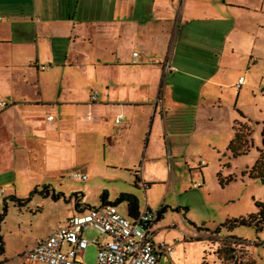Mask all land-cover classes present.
Here are the masks:
<instances>
[{
	"label": "crops",
	"instance_id": "1",
	"mask_svg": "<svg viewBox=\"0 0 264 264\" xmlns=\"http://www.w3.org/2000/svg\"><path fill=\"white\" fill-rule=\"evenodd\" d=\"M208 1L0 0V98L11 100L10 137L19 147H38L36 177L42 179L50 170L60 176L75 157L85 175L90 170L112 181L118 179L117 171L130 168L139 185H148L144 194L160 186L163 198L172 191L176 195V160L191 158L182 149L187 151L203 129L205 117L210 124L219 123L221 131L229 119L228 114L222 117L216 96L204 89L195 104L176 99L172 35L176 23L211 18ZM238 3L222 2L223 7ZM151 55L159 60L149 63ZM226 65L219 62L204 86L227 88L218 76L227 74ZM189 107L193 119L183 131L178 111ZM119 116L117 124L111 123ZM232 138L224 143L228 146ZM133 195L139 211L150 209L147 204L141 209L140 196ZM84 199L78 195L76 207L65 195L57 201L66 203L64 224L86 207ZM114 199L108 194L109 201ZM165 215L167 211L153 229Z\"/></svg>",
	"mask_w": 264,
	"mask_h": 264
},
{
	"label": "rangeland",
	"instance_id": "2",
	"mask_svg": "<svg viewBox=\"0 0 264 264\" xmlns=\"http://www.w3.org/2000/svg\"><path fill=\"white\" fill-rule=\"evenodd\" d=\"M224 1L239 3L235 7H223ZM208 3L213 9L207 14L211 18L176 23L173 46L171 44V51L175 49L173 60L176 63L172 66L176 68V99L195 104L205 90L214 95L212 98L216 96L214 99L220 102L222 117L228 114L229 119L225 130L223 126L221 131L219 123L214 121L210 124L211 120L206 121L205 117L203 129L199 130L187 151L182 149L184 155L191 158H187V162L180 158L176 160V195L172 191L163 198L164 190L160 186L144 194L142 184L134 185V173L130 168L117 171L118 179L112 181L90 170L85 172L87 181L72 179L69 173L80 168L75 163V157L72 165L65 168L60 176L50 170L49 173H42V179L36 177L34 174L40 172L36 162L38 147L31 144L19 147L16 139L10 137L7 127L11 120L7 114L11 100L0 98V102L7 104L5 109L0 108V132L5 135L0 133V188L5 191L0 198V214L4 206L6 210V217L0 225L5 250L0 255V264H30L24 253L36 240L46 237L59 225H65L66 203L63 200L54 202L50 198L34 195L23 206L11 202L12 197L26 200L34 188L41 189L45 185H50L56 194L65 195L72 203L75 202L74 195L78 193L79 199L84 195L82 204L86 207L100 206L99 196L106 191L111 198L121 193L138 194L141 209L146 204L152 211L160 207L180 208L179 212L167 209L164 220L153 229L158 233L157 240L173 246L171 259L162 256L159 264H264V227L261 230L236 227L230 232L225 229L214 232L226 220L255 213L254 203L264 201V177L250 178L247 174L255 164L257 151L262 149L264 0H209ZM166 25L167 22L163 29ZM134 51L140 52L138 49ZM149 58V63L159 60L154 55ZM219 62L223 65L227 63L229 73L223 76L221 71L222 74L218 75L221 76L219 80L228 85L227 88L204 86L218 69ZM239 77L245 78L241 89L234 83ZM167 78L171 82L169 75ZM178 113L181 114L183 131L188 130L193 109L189 107ZM234 122H237L236 127L244 125L250 131L251 146L247 155L231 159L228 154H222L227 148L224 142L233 136L231 128ZM3 144L7 147L4 148ZM200 160L206 161L207 165L200 167ZM218 174L223 181L232 178L231 182L221 187ZM195 183H203L202 188L192 189ZM118 211L126 215V204L119 205ZM201 227L203 229L198 231L197 228ZM98 236L99 232L92 227L84 230L83 238L90 244L84 251L82 264H95L97 248L91 242Z\"/></svg>",
	"mask_w": 264,
	"mask_h": 264
},
{
	"label": "built area",
	"instance_id": "3",
	"mask_svg": "<svg viewBox=\"0 0 264 264\" xmlns=\"http://www.w3.org/2000/svg\"><path fill=\"white\" fill-rule=\"evenodd\" d=\"M132 57L136 59L138 54L133 53ZM243 84L244 79L240 78L236 87ZM96 99V94H93L92 100ZM4 106L0 103L1 109ZM47 119L51 121L53 117ZM121 119V116L112 118L111 123L117 124ZM204 165L206 162L200 160L199 166ZM69 177L86 180V175L79 170L70 172ZM202 185L195 183L191 188L200 189ZM142 186L148 188V185ZM4 195L5 191L0 188V198ZM157 219L158 210L152 211L147 207L134 217L122 215L113 205L84 208L71 216L65 225H59L48 236L36 240L24 256L31 264H82L84 251L90 244L83 238V232L92 227L99 232L91 242L97 248L95 264H159L162 256L171 259L173 246L154 240L153 224Z\"/></svg>",
	"mask_w": 264,
	"mask_h": 264
},
{
	"label": "trees",
	"instance_id": "4",
	"mask_svg": "<svg viewBox=\"0 0 264 264\" xmlns=\"http://www.w3.org/2000/svg\"><path fill=\"white\" fill-rule=\"evenodd\" d=\"M239 115L243 117V115L238 112ZM237 122H234L233 125V138L229 142L226 150L229 152V158L235 159L241 156H245L249 152V148L251 146L250 143V131L246 129L244 125H238L236 127ZM245 131H247L245 133ZM261 144L262 149L258 150V157L255 161L254 166L247 172L248 176L250 178H256V177H264V127L261 129ZM219 185L221 187L226 186L228 183L231 182L232 178H227L226 180H222L221 176L217 175ZM139 182V179L135 175L134 178V185L137 186ZM34 195H39L44 199L50 198L52 201L57 202L61 198H64V195L61 193H54L52 189H50L49 185L43 186L41 189L34 188L29 193V198L26 200H20L16 199L15 197H12L13 200L11 202L18 204L19 206H23L27 202L30 201V198ZM75 199V207L78 205V194L74 195ZM100 205H113L118 207L121 204H126V215L128 217H134L139 212V206H138V200L137 198L132 194H125L121 193L119 194L113 201L108 200V193L106 191H103L100 196ZM256 212L253 214H250L246 217H241L237 219H230L226 220L224 223L220 224L214 232L219 233L221 229H225L226 231L230 232L236 227H253L257 230H261L264 227V201L263 202H255L254 203ZM85 208H94V207H85ZM168 207H160L158 209V220L162 218V215L167 211ZM183 211H187L186 208H181ZM3 213L0 214V225L3 222L4 218L6 217V210L5 206L3 209ZM172 212H179L180 208L171 209ZM189 225H192L189 223ZM203 228H197L198 231H201ZM207 230V229H205ZM4 254V244L2 241V237L0 236V255Z\"/></svg>",
	"mask_w": 264,
	"mask_h": 264
}]
</instances>
